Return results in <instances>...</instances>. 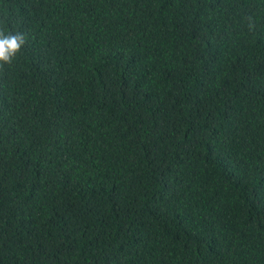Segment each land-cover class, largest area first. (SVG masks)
I'll return each mask as SVG.
<instances>
[{"label":"trees","instance_id":"16d2710c","mask_svg":"<svg viewBox=\"0 0 264 264\" xmlns=\"http://www.w3.org/2000/svg\"><path fill=\"white\" fill-rule=\"evenodd\" d=\"M0 264H264V0H0Z\"/></svg>","mask_w":264,"mask_h":264}]
</instances>
